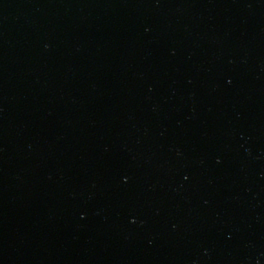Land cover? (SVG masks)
I'll return each mask as SVG.
<instances>
[{"label": "water", "instance_id": "95a60500", "mask_svg": "<svg viewBox=\"0 0 264 264\" xmlns=\"http://www.w3.org/2000/svg\"><path fill=\"white\" fill-rule=\"evenodd\" d=\"M0 264H264V0H0Z\"/></svg>", "mask_w": 264, "mask_h": 264}]
</instances>
